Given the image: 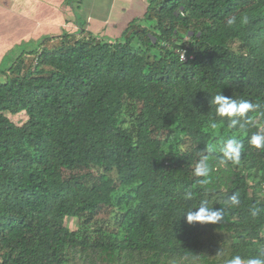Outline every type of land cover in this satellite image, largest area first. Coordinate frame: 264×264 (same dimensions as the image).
I'll use <instances>...</instances> for the list:
<instances>
[{"label":"trees","instance_id":"1","mask_svg":"<svg viewBox=\"0 0 264 264\" xmlns=\"http://www.w3.org/2000/svg\"><path fill=\"white\" fill-rule=\"evenodd\" d=\"M41 39L0 65V264H225L264 251V149L249 144L264 131V0H147L116 39ZM217 94L256 108L230 127ZM20 112V124L7 116ZM218 136L241 149L238 163L223 154L226 189L194 175ZM116 205L109 230L100 212ZM201 207L220 218L189 222Z\"/></svg>","mask_w":264,"mask_h":264},{"label":"crops","instance_id":"2","mask_svg":"<svg viewBox=\"0 0 264 264\" xmlns=\"http://www.w3.org/2000/svg\"><path fill=\"white\" fill-rule=\"evenodd\" d=\"M146 6L147 0H0V65L11 49L29 39L81 28L116 39Z\"/></svg>","mask_w":264,"mask_h":264},{"label":"clouds","instance_id":"3","mask_svg":"<svg viewBox=\"0 0 264 264\" xmlns=\"http://www.w3.org/2000/svg\"><path fill=\"white\" fill-rule=\"evenodd\" d=\"M212 103L216 105V115L218 117H228L231 120L230 127H234L237 123V121L233 119L234 117L245 118L249 112L254 111L256 108V105L250 101H237L225 97L222 94L215 95ZM212 127L215 128V124H213ZM249 144L256 149H264V131H258L257 133L251 135ZM221 150L225 156H229L234 162H239L241 149L240 146L237 145L235 136H231L224 140ZM208 174V166L203 161L197 163L194 169V175L196 177H207ZM233 202L237 204L239 203V201L235 198ZM219 218L220 217L217 213L209 214V212L203 207H201L199 211H189L187 213V220L189 222L214 223ZM225 264H264V251H261L259 256L248 258L246 261L242 259L240 255H235L230 259H227Z\"/></svg>","mask_w":264,"mask_h":264},{"label":"rangeland","instance_id":"4","mask_svg":"<svg viewBox=\"0 0 264 264\" xmlns=\"http://www.w3.org/2000/svg\"><path fill=\"white\" fill-rule=\"evenodd\" d=\"M46 37V36H43ZM43 37L39 39H29L26 42H23L21 46L14 47L13 51L9 54L10 59L14 57L15 54L20 52L21 50H35L40 43L42 42ZM135 105L130 104L129 108L124 109L119 113V121L123 127H130L132 118L134 115L132 112L134 111ZM11 121L20 124L26 120V115L23 112L17 113L15 115L7 114ZM217 136V135H216ZM223 140L221 137H217L211 142V149L216 152V155L206 157L204 163L208 166L209 174L208 177L217 181L218 186L221 189H226L230 184V174L231 170L226 162V157L223 155V151L221 150L223 147ZM249 183H254V178L249 179ZM124 193V190L120 191V195ZM120 205H116L111 208H104L100 212V217L105 220L106 227L109 230H115L118 224L119 216H120ZM66 226L75 230L78 227V220L75 218H66L65 219Z\"/></svg>","mask_w":264,"mask_h":264},{"label":"built area","instance_id":"5","mask_svg":"<svg viewBox=\"0 0 264 264\" xmlns=\"http://www.w3.org/2000/svg\"><path fill=\"white\" fill-rule=\"evenodd\" d=\"M177 53H178V55H179L180 60H186V59H187V56H186L184 50L179 49V50L177 51ZM262 191L264 192V183L262 184Z\"/></svg>","mask_w":264,"mask_h":264}]
</instances>
